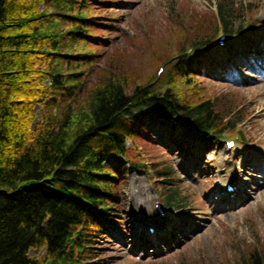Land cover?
<instances>
[{
    "label": "trees",
    "instance_id": "1",
    "mask_svg": "<svg viewBox=\"0 0 264 264\" xmlns=\"http://www.w3.org/2000/svg\"><path fill=\"white\" fill-rule=\"evenodd\" d=\"M92 2L0 0V264H89L97 236L115 223L128 165L139 169L126 143L146 140L154 120L176 117L207 142L233 128L211 100L176 90L204 66V40L167 60L157 81L130 84L112 63L88 87L97 55L86 46L102 25L86 11ZM239 18L232 2H219L222 29ZM163 198L167 207L183 201L175 191ZM245 264H260L256 252Z\"/></svg>",
    "mask_w": 264,
    "mask_h": 264
},
{
    "label": "rangeland",
    "instance_id": "2",
    "mask_svg": "<svg viewBox=\"0 0 264 264\" xmlns=\"http://www.w3.org/2000/svg\"><path fill=\"white\" fill-rule=\"evenodd\" d=\"M221 1L93 0L86 10L102 24L91 30L98 39L86 46L97 55L86 71L88 87L112 63L130 84L158 80L167 60L182 48L212 40L203 53L204 66L187 86L176 82V90L188 99L211 100L224 124L233 125L206 144L176 117L156 119L147 127L146 140L127 141L128 156L139 169L128 165L118 188L115 223L97 236L89 264H245L251 252L264 264V0H225L241 18L222 29L227 37L219 49ZM33 112L32 127L40 121L38 103ZM229 139L235 141L232 148L226 146ZM162 171L167 177L158 178ZM232 175L240 185L227 193ZM169 191L183 200L179 207L165 205L163 195ZM131 210L143 223L131 222ZM144 212L157 215L161 231L155 218L145 220ZM128 225L130 230L141 227L135 241ZM29 255L42 258L44 251Z\"/></svg>",
    "mask_w": 264,
    "mask_h": 264
},
{
    "label": "bare ground",
    "instance_id": "3",
    "mask_svg": "<svg viewBox=\"0 0 264 264\" xmlns=\"http://www.w3.org/2000/svg\"><path fill=\"white\" fill-rule=\"evenodd\" d=\"M260 44H262V45H264L262 42H260ZM224 163V161L223 160H220V165L221 164H223ZM225 165V164H224ZM244 165L246 166V165H249V159L248 160H245L244 161ZM264 168V167H263ZM229 177H231V175L229 176ZM230 180H232L231 181V184L233 185V186H235V188H238L239 187V185H240V180L238 179V178H236V177H234V175H232V178H230ZM260 196L262 197V198H264V193H261L260 194ZM143 209L144 207H140V205H139V209ZM139 209H136V211L135 212H137ZM142 213H143V211H142ZM145 213V212H144ZM128 218H131V222H134L135 223V221L137 222V221H139L138 223H143L142 221H144V220H140V218L137 216V214L135 213V214H133L132 215V210L128 213ZM151 217H153V218H155L156 219V221H158L157 223H158V225L160 226V224H159V219H158V217H157V215L156 214H153V215H150L149 213H145V216H144V218H145V220H147V219H150ZM130 220V219H129ZM172 222L171 223H173L174 221L173 220H171ZM128 227V232H129V234L128 235H131V239L133 238V241H135L136 240V236H134V232L136 231V228H137V232L138 233H140L141 232V229H139V228H141V227H139V226H137V227H134L133 228V230H130V228H129V225L127 226ZM160 229L158 230V231H161L162 230V226H160L159 227ZM136 232V233H137ZM135 233V234H136ZM168 235V233H165V236H167ZM145 237H146V243L148 244V236H146L145 235ZM162 237V236H161ZM30 251V250H29ZM41 251V250H40ZM44 251V250H43ZM28 255H29V252H28ZM30 256V255H29ZM31 257V256H30Z\"/></svg>",
    "mask_w": 264,
    "mask_h": 264
}]
</instances>
